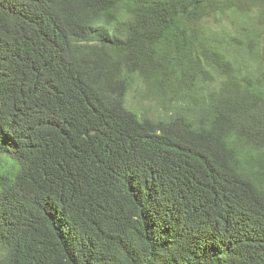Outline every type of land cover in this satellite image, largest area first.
<instances>
[{
  "label": "trees",
  "instance_id": "16d2710c",
  "mask_svg": "<svg viewBox=\"0 0 264 264\" xmlns=\"http://www.w3.org/2000/svg\"><path fill=\"white\" fill-rule=\"evenodd\" d=\"M0 264H264V0H0Z\"/></svg>",
  "mask_w": 264,
  "mask_h": 264
},
{
  "label": "rangeland",
  "instance_id": "374dc122",
  "mask_svg": "<svg viewBox=\"0 0 264 264\" xmlns=\"http://www.w3.org/2000/svg\"><path fill=\"white\" fill-rule=\"evenodd\" d=\"M133 95H134V92L131 93V95L129 97V101H133Z\"/></svg>",
  "mask_w": 264,
  "mask_h": 264
}]
</instances>
